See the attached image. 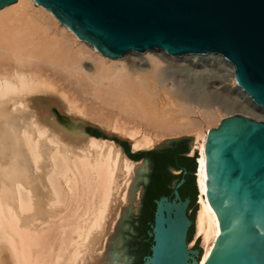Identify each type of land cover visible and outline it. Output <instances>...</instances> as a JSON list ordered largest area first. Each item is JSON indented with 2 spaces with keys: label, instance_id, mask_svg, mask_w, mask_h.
<instances>
[{
  "label": "bare ground",
  "instance_id": "6f19581e",
  "mask_svg": "<svg viewBox=\"0 0 264 264\" xmlns=\"http://www.w3.org/2000/svg\"><path fill=\"white\" fill-rule=\"evenodd\" d=\"M234 73L214 53L108 59L35 0L0 9V264L109 263L105 243L138 166L114 142L86 134L91 119L132 152L193 136L204 264L219 226L204 192L208 131L264 114Z\"/></svg>",
  "mask_w": 264,
  "mask_h": 264
},
{
  "label": "water",
  "instance_id": "95a60500",
  "mask_svg": "<svg viewBox=\"0 0 264 264\" xmlns=\"http://www.w3.org/2000/svg\"><path fill=\"white\" fill-rule=\"evenodd\" d=\"M35 1L108 59L146 50L219 54L233 65L236 85L264 108V0ZM15 2L0 0V9ZM87 126L107 136L91 124L85 133ZM192 142L165 139L146 152L108 264H198L200 236L187 248L198 204L197 151L186 157ZM205 165L204 192L219 226L204 264H264V121L221 120L208 131Z\"/></svg>",
  "mask_w": 264,
  "mask_h": 264
},
{
  "label": "rangeland",
  "instance_id": "374dc122",
  "mask_svg": "<svg viewBox=\"0 0 264 264\" xmlns=\"http://www.w3.org/2000/svg\"><path fill=\"white\" fill-rule=\"evenodd\" d=\"M205 76V75H204ZM207 76V75H206ZM205 76V77H206ZM209 76H211V74L210 75H208L205 79L207 80V82L209 81V85L211 84L212 85V83H213V85H217L219 82H217L218 80L217 79H210L209 78ZM210 79V80H209ZM209 95H212V94H209ZM224 96V95H223ZM215 97H217L218 98V96H215ZM257 115H258V117L259 118H253L254 120H257V121H264V114H262V113H257ZM86 124H91V125H96L97 127H99L100 129H102L103 130V128L100 126V125H98L94 120H88L87 121V123ZM85 131H86V133H90L91 132V129H90V127H86L85 128ZM94 132V131H93ZM106 134H107V136H105V137H100V135H99V137L100 138H102V139H104L105 138V140H110V141H112V142H114L116 145H118V146H120V148L123 150V147L125 146V147H127L128 148V151L129 152H132L133 151V149H132V145H131V142L128 140V139H125V138H122L120 135H118V134H115L114 132H106ZM186 136V135H185ZM180 137H182V136H180ZM175 138H179V137H172V138H166V139H175ZM165 140V139H164ZM149 149H147V150H142V151H140V152H135V154H133L134 156H137L138 158H141V159H138L139 161H136V160H134V159H131L129 156V158L132 160V161H135L136 163H137V166L140 164V162L143 160V158H144V156H145V154H146V152L148 151ZM188 154V156H190V157H192L193 156V152H192V148L190 149V151H189V153H187ZM199 156V155H198ZM196 160H197V158H196ZM137 170V169H136ZM197 180H198V176H197ZM196 183H197V181H196ZM132 184V183H131ZM198 188H199V186H198ZM197 188V189H198ZM130 189H131V186H130ZM199 193V192H198ZM129 194H130V190H129ZM128 203H129V201L127 202V204L125 203V205L123 206V208L120 210V212H119V217H118V220L116 221V224H115V226L113 227V229L111 230V235L110 236H108V240H107V242L105 243V252H110V250H111V243H112V240H113V238H114V235H115V232H116V230H117V227H118V225H119V222H120V220H121V218H122V216H123V214H124V212H125V210H126V208H127V206H128ZM198 203H199V198H198ZM199 211H200V204H198V210H197V212H196V216H195V221H194V229H193V233H194V235H192V237H191V239L189 240V248L191 249L192 247H193V245H194V242H195V240L198 238L197 237V227H196V221H197V217H198V213H199ZM51 231V230H50ZM198 245H200V247L203 249V253H204V248H203V246H202V238H201V241H200V244H198ZM203 255V254H202ZM202 258V257H201ZM201 261V260H200Z\"/></svg>",
  "mask_w": 264,
  "mask_h": 264
},
{
  "label": "flooded vegetation",
  "instance_id": "af4514ba",
  "mask_svg": "<svg viewBox=\"0 0 264 264\" xmlns=\"http://www.w3.org/2000/svg\"><path fill=\"white\" fill-rule=\"evenodd\" d=\"M123 150H124V152L129 156V157H131L132 159H134V160H136V161H139L138 159H141V158H138L137 156H134V155H132V154H130L131 152H129L128 151V148L127 147H123ZM186 157H190V156H188V154L186 153Z\"/></svg>",
  "mask_w": 264,
  "mask_h": 264
},
{
  "label": "trees",
  "instance_id": "16d2710c",
  "mask_svg": "<svg viewBox=\"0 0 264 264\" xmlns=\"http://www.w3.org/2000/svg\"><path fill=\"white\" fill-rule=\"evenodd\" d=\"M90 134L93 135V136L99 137L98 133H96L95 131H94V132H93V131L90 132ZM130 158H131V157H130ZM131 159H132V158H131Z\"/></svg>",
  "mask_w": 264,
  "mask_h": 264
}]
</instances>
